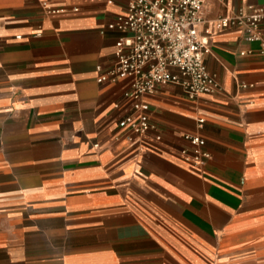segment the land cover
Instances as JSON below:
<instances>
[{
  "label": "crops",
  "instance_id": "1",
  "mask_svg": "<svg viewBox=\"0 0 264 264\" xmlns=\"http://www.w3.org/2000/svg\"><path fill=\"white\" fill-rule=\"evenodd\" d=\"M51 1L70 12L0 0V264H264V54L213 25L264 0H210L222 89L160 85L141 135L119 125L132 80H97L125 0ZM187 133L206 139L202 171L182 159Z\"/></svg>",
  "mask_w": 264,
  "mask_h": 264
},
{
  "label": "built area",
  "instance_id": "2",
  "mask_svg": "<svg viewBox=\"0 0 264 264\" xmlns=\"http://www.w3.org/2000/svg\"><path fill=\"white\" fill-rule=\"evenodd\" d=\"M48 14L62 15L71 8L52 5L51 0H39ZM126 11L110 28L122 35L115 45V63L97 77L99 82L112 78H129L130 89L125 95L132 100L134 114L119 121L122 128L141 135L156 128L150 121L149 105L143 97L154 93L160 85L174 83L181 86L190 100L222 89L217 76L207 67L206 56L211 52L205 11L210 0H125ZM78 11V8H73ZM213 25L219 30L237 27L245 40L258 42L259 48L241 54H264V1L248 4L229 16H218ZM175 69V72H174ZM205 119L198 118L203 126ZM184 138L190 148H182V159L195 171H202L212 155L206 139L198 133ZM161 139V136H157ZM98 147L99 144H94Z\"/></svg>",
  "mask_w": 264,
  "mask_h": 264
}]
</instances>
